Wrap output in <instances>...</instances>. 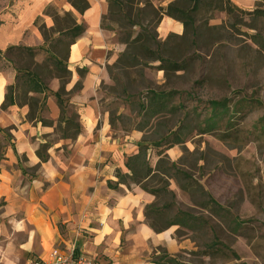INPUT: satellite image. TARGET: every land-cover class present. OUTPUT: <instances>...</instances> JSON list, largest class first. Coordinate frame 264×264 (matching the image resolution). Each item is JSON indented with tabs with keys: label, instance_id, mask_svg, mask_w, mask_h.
Returning a JSON list of instances; mask_svg holds the SVG:
<instances>
[{
	"label": "rangeland",
	"instance_id": "1",
	"mask_svg": "<svg viewBox=\"0 0 264 264\" xmlns=\"http://www.w3.org/2000/svg\"><path fill=\"white\" fill-rule=\"evenodd\" d=\"M120 1L122 8H112L111 13L108 8L101 20L114 42L107 58L110 54L115 58L106 65L107 78L96 85L92 101L112 136L140 134V146L148 147L147 161L153 170L165 157L166 172L141 184L150 191L164 190L154 196L146 220L161 232L173 228L174 238L184 240L185 247L172 255L164 248L153 254L166 253L173 258L171 264H264V0L225 1V11L202 6L183 36L165 41L157 32L154 35L161 17L150 10L172 0ZM15 2L0 0V8ZM39 3L42 10L23 44L15 46L23 51L3 52L0 70L10 73L8 86L17 106L42 99L37 118L48 120L49 85L61 83L52 78L57 72L52 62L56 56L66 61V88L74 73L67 61L68 47L75 40L72 29L84 25L70 0H25L21 7L28 10ZM191 6L185 1L178 4L184 10ZM137 20L139 25H134ZM139 33L154 35L155 43H137L128 52L129 59L118 61L126 51L125 40ZM141 45L158 61L150 60ZM35 65L40 68L35 70ZM24 67L40 73L46 98L29 92L23 76L16 78L22 75L18 68ZM75 73L79 79L69 97H63L69 106L62 122L52 121V132L42 137L50 146L63 136L76 137L80 118L70 102L82 88L84 72ZM7 138L0 134V148ZM169 143L173 147L158 157ZM21 164L27 167L26 159ZM25 172L27 178L34 173L28 168ZM193 182L196 187L191 189ZM160 210L162 214L156 212ZM173 223L178 226L169 227ZM209 244L214 245L208 248Z\"/></svg>",
	"mask_w": 264,
	"mask_h": 264
},
{
	"label": "crops",
	"instance_id": "2",
	"mask_svg": "<svg viewBox=\"0 0 264 264\" xmlns=\"http://www.w3.org/2000/svg\"><path fill=\"white\" fill-rule=\"evenodd\" d=\"M86 1L89 8L81 15L84 32L68 50V68L74 73L65 88L69 92L78 81L75 71L84 72L82 88L70 102L77 107L81 131L73 140L61 139L50 146L46 162H40L36 152L51 128L37 120L28 122L27 106L1 109L11 77L0 70V130L11 136L2 141L0 156V264H51L54 251L71 248L95 264H153L155 249L172 255L185 247L184 240L174 238L173 228L156 233L147 224L145 211L155 197L135 185L129 189L116 177L117 171L128 173L126 158L137 154L141 136L136 132L112 136L92 101L115 55L107 58L114 42L101 27L108 13L106 0ZM24 4L25 0H16L14 6L0 8L2 53L23 44L43 7L39 3L27 10L21 7ZM156 32L165 41L183 36L184 26L163 16ZM58 89L53 81L47 92L51 123L60 117L54 97ZM23 158L27 167L21 164ZM36 166L35 176L27 178L25 170Z\"/></svg>",
	"mask_w": 264,
	"mask_h": 264
},
{
	"label": "trees",
	"instance_id": "3",
	"mask_svg": "<svg viewBox=\"0 0 264 264\" xmlns=\"http://www.w3.org/2000/svg\"><path fill=\"white\" fill-rule=\"evenodd\" d=\"M72 2V6L79 12V14H83L88 8H89V4L86 0H79V4L78 3H74L73 0H70ZM130 4H133L135 2V0H125ZM181 1H185L186 3H192V6L189 9H183L178 7V4ZM225 1L229 3V0H176L172 3H170L168 6L166 7H159L158 10H155L151 7V14L152 15H158L161 18L163 16H167V17H171L174 20H177L179 22H181L184 26V29H186L188 27L189 24H191L192 22V15L198 11L200 9V7H212L214 8V10H219V11H225ZM106 2H109V12L111 13L112 8L117 9L119 11V9H121L122 7V2L120 0H106ZM132 11V8L129 9L128 14H130ZM136 12H141L139 11V7L138 9H136ZM130 17V16H129ZM150 24L152 23L151 21H149ZM159 24V23H158ZM134 25H139V21L137 20ZM158 27V26H157ZM157 29V28H156ZM75 32L74 35V39L76 40V38H78L83 32H84V28L81 25H75V27L72 29ZM156 34V31H154V35ZM154 35H147L146 33H139L137 34V36L133 39H126L124 43H127V48L126 51L123 53V55L118 59V61L121 58H126L129 59V53L130 49L135 50L136 47H134L135 44L137 43H155L156 38L154 37ZM70 42L71 46L72 44H74V41ZM133 46V48H132ZM144 53L148 54L150 57V60L153 61H158L157 58H155V54L149 49L147 48L145 45H141L139 46ZM27 50V49H26ZM69 50V47H68ZM13 51H18V52H22L23 50L20 49L19 47H8L5 50L4 54H10ZM68 53V51H67ZM3 53L0 51V56ZM56 56V55H55ZM57 61H53L52 64L55 68L56 75L52 76V78L57 79L60 83V87L58 89V91L54 94V97L56 99L57 102V106L60 109V117H59V122H62V117L64 115V111L66 109V107L69 106L68 101H64L63 97H69V92L65 91V79L67 77V75H69V72L67 70V66H66V61L62 60L59 56H56ZM68 57V55H67ZM33 64V63H32ZM36 69H39L40 67L35 65ZM42 69V67H41ZM19 72L22 73L18 74L16 76L17 79L21 78L23 76L24 80H23V85L26 86L27 90L31 93H33L34 95H41L43 96V98H46V93L44 85H43V80L40 77V73L36 72L34 70L29 69V67H24V68H18ZM76 87V86H75ZM12 87L8 86L6 88V93H5V100L1 106V109H6L10 106H17L18 104L15 102L14 97L12 96L11 93ZM67 100V99H66ZM42 102V99H37V98H31L28 103L24 104L23 106H27L28 107V114H27V118L26 119H32V120H38V122L41 123L42 126L44 127H51L52 123L42 119V118H37V111L39 110L40 104ZM74 116L78 117L77 114H74ZM64 124L69 125V120H66V122ZM0 133H5L9 138H11V136L9 135V133L7 132V130H0ZM80 133V125H77V130L75 132V135L77 136ZM62 139H69L68 136H63ZM173 143H169L165 149H162L161 151H158L157 156L161 157L162 154L164 153L165 150H168L170 148L173 147ZM50 148V145L46 142L44 144H41L39 146V149L36 152L37 157L39 158L40 162H46L48 160V155H47V150ZM147 151H148V147H144V146H140L138 148V152L137 154L133 155V156H129L126 158L125 161V168L127 169L128 173L127 174H121L119 171L116 172V177L118 178V181L120 184H123L125 186H127L129 189L131 188V184L129 183L132 182L134 183L135 186L140 187L143 191L157 197V194L159 193H164V190H160V191H150L149 189H147L146 186L141 185L142 182L146 181L147 179L153 177L155 175H157V173L159 171L162 172H166V168L164 167L166 162H165V157H161L158 160L156 169L153 170L147 161ZM2 153V147L0 148V156ZM38 169V166L31 168L30 170L33 171L34 173H31V177H34L36 170ZM26 173V172H24ZM188 177V176H187ZM186 177V178H187ZM194 184L190 185V188L193 189L194 187H196V183L193 182ZM169 194V193H167ZM172 195V194H171ZM173 196V195H172ZM154 206H150L146 208L145 211V217L146 219H148V211L149 209H153ZM158 214H162V210L160 211H156ZM172 226H178V224H170L169 227ZM150 227L156 232V233H160V230H157L154 226L150 225ZM214 244H209L208 248L212 247ZM154 257L152 258L153 260V264H171L173 263V258L171 256H168L166 253L164 255H153Z\"/></svg>",
	"mask_w": 264,
	"mask_h": 264
},
{
	"label": "built area",
	"instance_id": "4",
	"mask_svg": "<svg viewBox=\"0 0 264 264\" xmlns=\"http://www.w3.org/2000/svg\"><path fill=\"white\" fill-rule=\"evenodd\" d=\"M51 259L52 264H95L91 258L76 252L74 248L66 251L56 250L52 253Z\"/></svg>",
	"mask_w": 264,
	"mask_h": 264
},
{
	"label": "bare ground",
	"instance_id": "5",
	"mask_svg": "<svg viewBox=\"0 0 264 264\" xmlns=\"http://www.w3.org/2000/svg\"><path fill=\"white\" fill-rule=\"evenodd\" d=\"M74 50H75V49H74ZM74 50H73V51H74Z\"/></svg>",
	"mask_w": 264,
	"mask_h": 264
}]
</instances>
